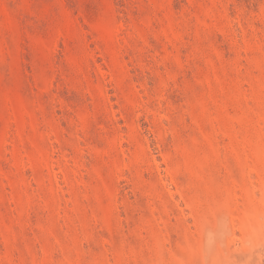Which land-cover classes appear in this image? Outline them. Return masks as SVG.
Returning <instances> with one entry per match:
<instances>
[{
	"label": "rangeland",
	"instance_id": "obj_1",
	"mask_svg": "<svg viewBox=\"0 0 264 264\" xmlns=\"http://www.w3.org/2000/svg\"><path fill=\"white\" fill-rule=\"evenodd\" d=\"M0 264H264V0H0Z\"/></svg>",
	"mask_w": 264,
	"mask_h": 264
}]
</instances>
